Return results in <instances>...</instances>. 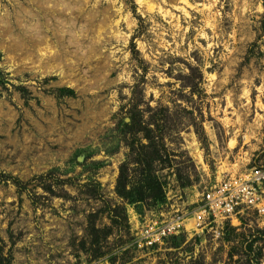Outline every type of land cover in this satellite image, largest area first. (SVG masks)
I'll use <instances>...</instances> for the list:
<instances>
[{"label": "rangeland", "instance_id": "1", "mask_svg": "<svg viewBox=\"0 0 264 264\" xmlns=\"http://www.w3.org/2000/svg\"><path fill=\"white\" fill-rule=\"evenodd\" d=\"M256 163L264 0H0V264H264L251 212L133 246Z\"/></svg>", "mask_w": 264, "mask_h": 264}, {"label": "built area", "instance_id": "2", "mask_svg": "<svg viewBox=\"0 0 264 264\" xmlns=\"http://www.w3.org/2000/svg\"><path fill=\"white\" fill-rule=\"evenodd\" d=\"M251 212L264 217V163L226 173L198 199L152 216H135L133 246L148 251L180 234L220 235L226 223Z\"/></svg>", "mask_w": 264, "mask_h": 264}, {"label": "trees", "instance_id": "3", "mask_svg": "<svg viewBox=\"0 0 264 264\" xmlns=\"http://www.w3.org/2000/svg\"><path fill=\"white\" fill-rule=\"evenodd\" d=\"M147 166H148V168L150 167V163L149 162H147ZM124 180H125V176H124L123 171H122L121 175H120V178H119V181H118L117 191L122 197H124L125 199H128L129 198L128 197L129 193H127L125 191L126 187H125V184H124Z\"/></svg>", "mask_w": 264, "mask_h": 264}, {"label": "bare ground", "instance_id": "4", "mask_svg": "<svg viewBox=\"0 0 264 264\" xmlns=\"http://www.w3.org/2000/svg\"><path fill=\"white\" fill-rule=\"evenodd\" d=\"M141 1V0H140Z\"/></svg>", "mask_w": 264, "mask_h": 264}]
</instances>
